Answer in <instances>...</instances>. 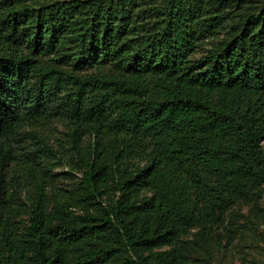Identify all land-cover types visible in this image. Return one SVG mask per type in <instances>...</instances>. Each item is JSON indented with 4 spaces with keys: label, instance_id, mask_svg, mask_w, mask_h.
<instances>
[{
    "label": "trees",
    "instance_id": "1",
    "mask_svg": "<svg viewBox=\"0 0 264 264\" xmlns=\"http://www.w3.org/2000/svg\"><path fill=\"white\" fill-rule=\"evenodd\" d=\"M263 194L264 0H0V264H185Z\"/></svg>",
    "mask_w": 264,
    "mask_h": 264
},
{
    "label": "rangeland",
    "instance_id": "2",
    "mask_svg": "<svg viewBox=\"0 0 264 264\" xmlns=\"http://www.w3.org/2000/svg\"><path fill=\"white\" fill-rule=\"evenodd\" d=\"M195 230L183 236L185 264H264V194L233 207L209 235L210 253L193 248Z\"/></svg>",
    "mask_w": 264,
    "mask_h": 264
}]
</instances>
